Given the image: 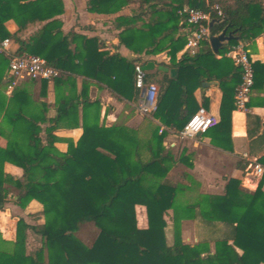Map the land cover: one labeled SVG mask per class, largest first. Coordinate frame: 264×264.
Returning a JSON list of instances; mask_svg holds the SVG:
<instances>
[{
  "label": "trees",
  "instance_id": "obj_1",
  "mask_svg": "<svg viewBox=\"0 0 264 264\" xmlns=\"http://www.w3.org/2000/svg\"><path fill=\"white\" fill-rule=\"evenodd\" d=\"M214 4L226 19L213 25L212 34L229 26L236 39L220 49L221 59L209 43L194 55L182 53L188 30L180 11L184 7L207 10ZM126 9L129 14H121ZM87 10L121 14L111 19L117 44L139 56L166 54L169 62L160 66L177 74L144 72L145 62L103 51L98 38L75 32L65 35L59 18L64 13L62 0H0V39L19 45L16 56L44 58L61 71L55 79L57 92L64 86L68 89L58 93L53 118L48 116V105L34 102L26 89H16L9 103L0 94L5 126L0 127V135L7 140V146L0 147V211L12 193L14 204L22 209L33 201L41 204L45 220L42 225H30L19 218L9 250L3 248L0 236V264H264V176L255 191L231 179L223 195L199 194L194 202L182 204L180 196L194 192L198 184L189 175L184 176L190 185L169 177L177 162L193 165L184 156L177 160L164 145L168 132L160 134V127L152 125L148 137L142 138L126 126L107 127L101 122L99 105L87 96L86 84L81 94L76 91V79L83 76L106 85L118 100L134 102L141 93L139 80L146 85L156 82L160 90L153 118L179 133L203 106L198 105L195 91L216 83L222 92L220 123L207 134L215 146L231 150L241 70L226 54L239 41L264 35L262 0H87ZM9 20L18 26L14 34L5 27ZM8 66L9 60L0 54V84ZM253 68V90H263L264 64L254 62ZM252 106L250 98L248 107ZM47 122L50 126L43 137L41 125ZM60 125L83 130L77 143L68 142L66 152L54 146V131ZM262 126L256 140L264 141ZM259 162L264 166V156ZM5 163L21 169L22 177L7 174ZM138 207L145 209L146 228L138 225ZM169 212L174 226L171 244L165 219ZM185 220L206 227L208 237L194 245L184 243L181 224ZM86 223L99 230L91 245L77 235ZM29 231L41 237V247L27 249ZM229 248L239 250L237 260L231 258Z\"/></svg>",
  "mask_w": 264,
  "mask_h": 264
},
{
  "label": "crops",
  "instance_id": "obj_2",
  "mask_svg": "<svg viewBox=\"0 0 264 264\" xmlns=\"http://www.w3.org/2000/svg\"><path fill=\"white\" fill-rule=\"evenodd\" d=\"M62 2L64 5V13L59 18L63 23L62 32L65 35L70 32H75L88 38H98L104 46L103 51H107L109 53L117 51L128 60L145 62V66L150 63L154 64V67L151 70L144 72H155L156 70H160V67H162L160 66L161 63L167 64L169 62V58L166 54L156 56H139L117 44V31L113 29L111 19L121 14H129V10L126 9L121 14L117 15H104L90 13L87 10V0H62ZM42 26L43 24L31 28L23 38L37 32ZM5 27L11 34L18 31V26L14 20L7 21L5 23ZM10 40V52L15 55L19 49V45L12 39ZM247 42L249 43L250 53L254 62L264 64V35L262 34L254 39L247 40ZM183 52H185V50H183L182 53ZM2 55L6 57L4 54ZM180 55L181 53L179 56ZM217 58L221 59V56L217 55ZM142 68L143 67H141V70ZM160 71L164 72L162 70ZM165 73H168L171 76L170 72ZM11 83L12 80L9 78V74L7 73L3 83L0 84V94L8 100V103L12 99L13 93L16 89H26L34 102H44L48 105V116L50 118H53L56 114V99L58 93L61 94L63 91L68 92V89L65 86L62 89L59 88L57 92L55 81L46 82L44 90V81L40 82L28 79L20 80L12 89H9ZM84 84H86L87 96L90 101L97 102L99 105L98 110L100 111L101 122L105 123L107 127L113 125L126 126L136 130L140 137H142V131H144V129L148 126L150 131V126L152 125H158L160 129L163 128V131L168 132V135L164 139V145L171 150L177 160L184 156L187 157L188 161L193 165L192 168H190L182 162H177L172 171L180 166L185 167L186 170L178 181L171 178L170 175L172 171L170 172L169 177L176 182L184 185H190L191 181L184 175L191 176L198 185L197 190L194 192H188L189 194L194 196L199 194L223 195L225 187L231 179H239L241 181V186L249 191H255L258 188L262 178H258L252 174L249 167L250 162L244 158V155H248L250 160L256 161L259 164H261L259 159L264 156V141L256 140L257 137L263 133V126L261 127V123H264V89L253 90L251 99L254 106L251 108L248 107L247 112L235 109L232 113V149L225 150L215 146L212 143L211 137L207 133L197 136L194 140H178L179 133L154 119L153 114L147 116L141 115L138 112V105L144 94L143 89H147L149 85L155 84L160 90V85L156 82L147 85L139 84L141 93L138 100L134 102L118 100V98H116L106 85L98 84L96 81L86 79L83 76H78L76 79L77 94H81ZM42 92H45V95H42ZM194 97L198 105H203L212 114L220 117L222 92L216 83H209L208 86L203 85L195 91ZM12 105L14 107V101ZM79 111L81 121V107ZM144 117H148L150 121L145 120ZM2 118L3 113L0 112V127L4 129V124H1ZM49 126L50 124L48 122L41 125L43 129V137H45L46 129ZM5 131L7 133L8 129ZM249 132L255 136L251 138L248 135ZM82 133L83 130L81 126L71 129L60 125L54 131V135L57 137L54 146L60 152H66L68 149V142L73 141L74 143H77ZM6 146V138L3 135H0V147L5 148ZM4 170L7 174L14 177H22V170L14 164L5 163ZM12 195L13 194L11 193L10 196ZM12 199L15 200L16 197H12ZM140 208L144 209L143 207ZM26 214L29 217L30 215L32 216V214L42 217V205L33 201L25 209H22L16 206L14 202L6 203L5 209L0 211V233L3 235L5 240L14 241L17 221L19 218H24ZM185 221H192L193 223L199 224L197 221L193 220ZM146 226L147 224L140 228H146ZM201 226L207 235V228L203 225ZM197 242L190 245H194ZM211 248L214 249L213 242L211 243ZM232 249L237 260V253H239V250H235L234 248Z\"/></svg>",
  "mask_w": 264,
  "mask_h": 264
},
{
  "label": "built area",
  "instance_id": "obj_3",
  "mask_svg": "<svg viewBox=\"0 0 264 264\" xmlns=\"http://www.w3.org/2000/svg\"><path fill=\"white\" fill-rule=\"evenodd\" d=\"M262 7L264 8V0H262ZM180 14L185 17L188 30L184 50L191 55L196 54L205 44L209 43L210 37L213 35V26H210L212 21L219 20L223 22L226 19V15L218 4L210 5L207 10L184 7ZM10 45V39H0V54H4L9 60L8 74L12 80L9 89H12L20 80L52 82L61 75L60 70L48 65L47 61L42 57L36 55L16 56L12 54ZM226 57L232 59L233 63L241 70V81L235 90L234 96L235 109L247 112L255 82L254 60L250 53L249 43L247 41H239L229 50ZM139 84H141V80H139ZM158 93L159 88L157 85L151 84L147 87L138 105V112L141 115H152L157 111ZM219 123L220 117L212 114L202 106L179 132L178 137L182 140H194L198 134L207 133L217 127ZM163 130V128L160 129V133ZM244 158L249 160L252 174L262 178L264 176V166L250 160L248 155H244Z\"/></svg>",
  "mask_w": 264,
  "mask_h": 264
},
{
  "label": "rangeland",
  "instance_id": "obj_4",
  "mask_svg": "<svg viewBox=\"0 0 264 264\" xmlns=\"http://www.w3.org/2000/svg\"><path fill=\"white\" fill-rule=\"evenodd\" d=\"M144 119L147 121L148 120L150 121V119L148 117H144ZM148 127L145 128L144 131H142V133H141V136L143 138H146L149 135V128ZM179 139L180 138H178V140ZM181 143H184V142H181ZM185 170H186L185 167L180 166V167L174 169L170 176L172 179L178 181V180H180L181 175L184 173ZM10 194L8 197V199H9L8 202L12 203L14 200L12 199V196H10ZM195 197L196 196H194L192 194L186 193L185 195L180 196L179 202L182 204L192 203L195 201ZM137 218H138L139 227L145 226L147 224L145 210L140 208V207L137 208ZM24 219L30 225H42L45 222L43 215H42V217H40L38 215L32 214V216L30 215V217H29L26 214L24 216ZM165 219L167 221V228H166L167 240H168V243L171 244L173 242V233H174V226H173V222H172L171 212L166 214ZM98 232H99V230L97 229L96 226H94L91 223H86L80 227V230L78 231L77 235L84 243H86L87 245H91L94 242L95 238L97 237ZM181 233H182V239H183L184 243H187V244H193L197 241H201L202 239L207 238L206 232L204 231L202 226L197 224V223H193L192 221L191 222L185 221L181 224ZM0 236L3 239V241L5 242V245H3L4 246L3 248L6 250H9L11 247L10 243L12 241L5 240L1 233H0ZM33 247H41V237L38 235H35L33 232L29 231L28 232V238H27V249L29 250ZM229 254H230L232 259H234V260L236 259L234 256V251L232 248L229 249Z\"/></svg>",
  "mask_w": 264,
  "mask_h": 264
},
{
  "label": "water",
  "instance_id": "obj_5",
  "mask_svg": "<svg viewBox=\"0 0 264 264\" xmlns=\"http://www.w3.org/2000/svg\"><path fill=\"white\" fill-rule=\"evenodd\" d=\"M216 22H220L219 20H214L212 21V23L210 24V26H213ZM236 39L234 37V32L229 31V26L226 27L220 34L218 35H212L210 37V41L209 44L211 46V49L213 51L214 54L218 55L220 49L228 44L231 40ZM154 67L153 63L148 64L147 66L143 67L142 70L143 71H148L151 70ZM160 70L164 71V72H170L172 77L176 76L177 71L176 70H170L164 67H160ZM205 86H208L209 84H204ZM146 89H143V93L145 92ZM201 134H198L197 136H200Z\"/></svg>",
  "mask_w": 264,
  "mask_h": 264
}]
</instances>
